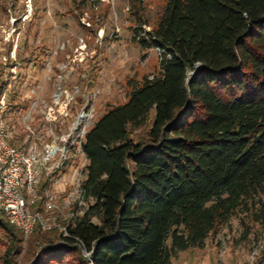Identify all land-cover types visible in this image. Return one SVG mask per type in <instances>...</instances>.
I'll list each match as a JSON object with an SVG mask.
<instances>
[{
    "label": "trees",
    "instance_id": "obj_1",
    "mask_svg": "<svg viewBox=\"0 0 264 264\" xmlns=\"http://www.w3.org/2000/svg\"><path fill=\"white\" fill-rule=\"evenodd\" d=\"M161 14L132 38L162 51L159 75L132 86L80 145L87 207L67 231L88 264H169L239 209L264 223V0H167ZM8 101L5 114L17 112ZM58 239L46 264L74 252Z\"/></svg>",
    "mask_w": 264,
    "mask_h": 264
},
{
    "label": "rangeland",
    "instance_id": "obj_2",
    "mask_svg": "<svg viewBox=\"0 0 264 264\" xmlns=\"http://www.w3.org/2000/svg\"><path fill=\"white\" fill-rule=\"evenodd\" d=\"M166 2L0 0V83L6 103L11 95V105L19 106L5 114L13 144L41 149L63 138L69 145L62 172L52 175L54 185H47L45 174L40 183L59 209V223L87 207L79 187L87 165L80 145L88 130L126 103L132 86L160 73L158 52L139 48L132 38L139 25L147 32L154 28ZM257 213L254 207L235 211L203 249L178 252L169 264H264V223L254 221ZM0 222V264L7 256L11 264H46L47 243H62L57 232L24 236L3 215ZM88 262L74 247L61 264Z\"/></svg>",
    "mask_w": 264,
    "mask_h": 264
},
{
    "label": "built area",
    "instance_id": "obj_3",
    "mask_svg": "<svg viewBox=\"0 0 264 264\" xmlns=\"http://www.w3.org/2000/svg\"><path fill=\"white\" fill-rule=\"evenodd\" d=\"M158 56L162 51L155 47ZM6 90L0 96V214L24 236L34 230L41 233L57 232L62 239H70L90 262V254L75 237L67 231L78 215L65 224L59 223L56 214L59 209L52 204L47 187H40L43 175L48 178V186L54 185L53 174H60L66 163L67 141L45 143L43 148L33 143L26 146L11 144L12 131L5 120ZM80 188V187H79ZM81 192V189H80Z\"/></svg>",
    "mask_w": 264,
    "mask_h": 264
},
{
    "label": "bare ground",
    "instance_id": "obj_4",
    "mask_svg": "<svg viewBox=\"0 0 264 264\" xmlns=\"http://www.w3.org/2000/svg\"><path fill=\"white\" fill-rule=\"evenodd\" d=\"M80 118H82L81 116H79Z\"/></svg>",
    "mask_w": 264,
    "mask_h": 264
}]
</instances>
